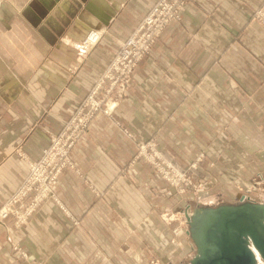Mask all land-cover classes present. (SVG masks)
<instances>
[{
    "label": "crops",
    "instance_id": "1",
    "mask_svg": "<svg viewBox=\"0 0 264 264\" xmlns=\"http://www.w3.org/2000/svg\"><path fill=\"white\" fill-rule=\"evenodd\" d=\"M154 1L0 0V209L27 172L18 148L41 154ZM257 9L264 12V0H188L182 19L138 64L113 113L118 122L99 115L82 135L74 152L81 175L64 171L58 201H45L22 227L6 230L12 215L0 221V262L145 264L128 255L143 251L146 237L161 241L144 194L163 181L149 177L145 163L124 169L145 140L155 139L181 170L199 150L221 153L229 175L240 177L241 146L263 140L264 24L254 18ZM93 29L106 32L86 56L83 40ZM212 196L200 191L197 204ZM18 242L32 261L13 255Z\"/></svg>",
    "mask_w": 264,
    "mask_h": 264
},
{
    "label": "rangeland",
    "instance_id": "2",
    "mask_svg": "<svg viewBox=\"0 0 264 264\" xmlns=\"http://www.w3.org/2000/svg\"><path fill=\"white\" fill-rule=\"evenodd\" d=\"M257 13L263 18L259 19L256 16ZM253 14L255 19L264 24V12L261 9H257ZM144 16L145 14L138 18L133 30L119 42L117 51ZM181 19L182 16H180ZM177 21L178 19L171 23ZM97 31L99 32V30ZM104 32L106 30L101 31L100 38L94 45L87 47L86 56L100 42ZM144 58L145 55L142 59ZM111 61L101 69L99 77L94 81L88 93L78 103L70 107L68 115L64 119L63 127L58 132L49 133L48 142L37 158L31 157L22 146L19 147L20 149L18 148L17 152L25 162L27 172L18 190L0 209V214L5 212L0 221L8 215L13 216L14 226L5 224L6 230L22 227L45 201L50 199L58 201L56 185L64 171L68 169L81 175L74 160L75 148L97 116L105 114L118 122L113 116L117 106L110 112L105 111L109 107L110 97L118 92V87L123 83L122 78L124 77V75L119 77L121 68H118L117 70L114 69V77L108 78L106 71ZM140 61L130 73V80L126 84L127 92L122 95L119 103L127 96ZM124 131L130 134L128 129H124ZM262 131L261 145L241 146L247 153L243 156L240 155L238 160V167L241 168L242 166L241 171H243L240 177L229 175L228 168L221 160V153L215 155L209 154L207 149L199 150L196 157L188 162L185 169L181 170L161 152L155 139L151 138L141 143L127 169H124L128 172V167L131 169L137 162L145 163L151 169L149 177L162 179L163 182H159V187L145 186L144 194L145 200L155 208L152 211L158 216V224H161V226L158 225L161 230H158L159 234L161 233V241L156 244L145 236L143 251L135 250L128 255V259L136 263L145 260V264H188L195 254L196 248L190 235H187L185 231L181 232L182 227L188 229L187 219L183 211L188 208V211L192 212L191 210L198 205V193L202 189L210 191L213 195L200 200L202 204L207 205L239 201L240 194L250 195L257 201H264V125ZM238 148L239 146H234L232 150L235 152ZM221 152L227 153L225 147L221 149ZM258 152H262V159H260ZM74 223L78 224V221L75 220ZM11 250L13 255L19 253V257L32 261L29 258L28 249L20 242L12 245ZM32 263L47 264L40 260L32 261ZM0 264L4 263L0 262Z\"/></svg>",
    "mask_w": 264,
    "mask_h": 264
},
{
    "label": "water",
    "instance_id": "3",
    "mask_svg": "<svg viewBox=\"0 0 264 264\" xmlns=\"http://www.w3.org/2000/svg\"><path fill=\"white\" fill-rule=\"evenodd\" d=\"M188 225L196 248L188 264H264V201L199 204Z\"/></svg>",
    "mask_w": 264,
    "mask_h": 264
},
{
    "label": "built area",
    "instance_id": "4",
    "mask_svg": "<svg viewBox=\"0 0 264 264\" xmlns=\"http://www.w3.org/2000/svg\"><path fill=\"white\" fill-rule=\"evenodd\" d=\"M185 2L186 0H155L131 35L122 43L107 68L106 74L108 78H113L115 70L121 68L119 77L124 75L122 78L123 83L118 87V92L110 97L109 107L105 110L106 112H110V110L119 105L120 98L127 92L126 84L130 80V73L144 55H149L152 52L154 45L162 37L171 22L177 19L180 20ZM256 16L259 19L263 18L259 13ZM94 31L96 30H90L86 36L83 43L86 47L94 45L100 38L101 31L99 30V34ZM92 36H94V39L90 41L89 39H92ZM4 215L5 212L0 214L1 217ZM186 233L188 234L187 231Z\"/></svg>",
    "mask_w": 264,
    "mask_h": 264
},
{
    "label": "bare ground",
    "instance_id": "5",
    "mask_svg": "<svg viewBox=\"0 0 264 264\" xmlns=\"http://www.w3.org/2000/svg\"><path fill=\"white\" fill-rule=\"evenodd\" d=\"M96 31H97V30H96ZM96 31H94V32H96ZM97 33H98V31H97ZM98 34H99V33H98ZM94 36H95V35H94ZM94 36H92V39H89V40H90V41H93ZM200 191H206V190L202 189V190H200ZM243 199H245V200H249V201H257V200H254L250 195H249V199H248V195H246V194H243V195L241 196L240 201L243 200ZM183 212L185 213V217H187V219H188L189 215H191L193 211L190 213V211H188V209H187L186 211H183ZM188 228H189V225H188ZM184 229H185V228H184ZM185 230L187 231L188 229H185Z\"/></svg>",
    "mask_w": 264,
    "mask_h": 264
}]
</instances>
